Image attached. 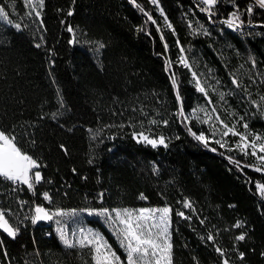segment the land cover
Returning a JSON list of instances; mask_svg holds the SVG:
<instances>
[{"label":"trees","instance_id":"16d2710c","mask_svg":"<svg viewBox=\"0 0 264 264\" xmlns=\"http://www.w3.org/2000/svg\"><path fill=\"white\" fill-rule=\"evenodd\" d=\"M234 2L244 13L254 0ZM136 3L140 8L131 0H45L37 18L27 15L24 0H0L12 22L21 24L17 30L0 22V129L15 134L22 150L46 165L39 170L54 194L52 208L168 206L173 264H264V195L256 187L264 174L213 142L198 111L235 124L237 132L264 137V9L242 15L244 26L237 31L222 23L234 10L233 0L217 4L211 20L200 0ZM83 44L105 45L99 64ZM181 55L191 69L177 62ZM193 71L207 96L197 90ZM172 73L184 115L194 114L197 121L176 115ZM189 128L208 137V145ZM140 131L164 136L167 147L139 144L133 133ZM3 192L2 206L16 225V198ZM87 215L79 224L110 238ZM41 231L27 228L14 240L0 231V264H94L88 248L67 249L60 238L47 239ZM210 234L214 240L207 239ZM241 234L245 240L238 241Z\"/></svg>","mask_w":264,"mask_h":264},{"label":"snow or ice","instance_id":"6c2138e0","mask_svg":"<svg viewBox=\"0 0 264 264\" xmlns=\"http://www.w3.org/2000/svg\"><path fill=\"white\" fill-rule=\"evenodd\" d=\"M131 2L136 5L137 8H140V5L136 3V0H131ZM153 4L158 6L159 0H151ZM223 0H200V4L203 5L201 10L205 12L209 20L215 15L216 5L222 3ZM234 10L230 13L229 18L222 21L226 24L228 28L233 30H240L244 26V20L241 19V16L244 14H251L254 11L255 7L264 9V0H254L252 5H249L244 13L240 11L239 5H235ZM26 7H30L33 11L27 13L29 17L35 16L37 18L41 17V10L44 7L45 0H24ZM39 9V10H38ZM163 15V9H159ZM141 11L143 9L141 8ZM71 11L68 12V15H72ZM148 20L153 24H156V21L152 18L151 15L145 13ZM165 25L168 28H171L172 25L167 20V16L164 17ZM0 20L8 24H12V21L9 19L8 12L5 11L4 7H0ZM42 24V19L40 20ZM248 23H251L249 21ZM191 27V24L189 25ZM14 27L17 30L21 29V24L16 23ZM203 26H201L202 28ZM143 30V29H141ZM159 30V29H158ZM68 32L72 33L73 29L69 27ZM174 31V30H173ZM194 33L198 31L197 29L193 30ZM205 35L209 33L205 30ZM161 39L163 36L161 35ZM73 43L75 40L72 41ZM165 48L167 44L165 43ZM36 47H40L39 44ZM105 47L104 44H99L98 49ZM181 53L184 52V48H180ZM179 64L183 65L185 68L191 69V65L188 63L187 58L184 55H181L177 61ZM255 62L253 61V64ZM166 66L168 69L172 67V61L167 60ZM192 76L195 78V83L197 90L207 96L206 88L201 84L199 78L197 77L196 72H192ZM171 83L176 89V100L179 104L178 111L176 115L184 117V120H188V117L184 115L183 102L179 92V86L175 73H172ZM233 83L237 87H240V83L237 80H233ZM223 93H221V99H223ZM261 100L264 101V97H261ZM209 104L211 100L209 99ZM200 112H204L207 117L202 122L207 123L212 120V115L208 114L206 109H198ZM215 108H212V112L215 113ZM198 118V117H197ZM219 120L220 124L223 126V131L221 132L222 136H227L231 133L233 136H238L240 142L236 145L244 155L251 154L256 157L261 165H264V155H257V152L264 153V137L260 135H253L252 133H241L235 130V124L229 127L223 120H220L219 116L215 117ZM242 119V118H241ZM163 124L167 125L168 121H161ZM151 124H156L157 121L152 119L149 121ZM123 127V125L121 126ZM244 129H248L247 123L242 125ZM214 133L215 134V126ZM191 135L198 141H201L206 146L209 143L208 137H206L202 132L197 135L195 132L191 131V128L188 129ZM252 135V140L249 141L248 136ZM134 138L138 142L147 143L153 147L158 145H163L167 147L166 139L164 136H158L157 138H150L149 135H146L143 131L134 132ZM261 141L260 143H257ZM220 147L225 145L221 143L220 140L215 141ZM61 148L67 152V149L61 145ZM249 149L251 150L249 152ZM215 151V149H212ZM91 162V161H89ZM234 163L239 164V162L233 161ZM41 167H46L42 165L37 158H34L32 155L28 154L22 147L18 144L17 136L13 133L8 132L7 130L0 129V179L9 181L12 184L26 185L27 189L31 190L35 195V186L44 179L41 171ZM75 171V170H73ZM255 171L261 172L264 171V167H256ZM258 190L262 195H264V183H258L256 185ZM43 199L51 202V196L48 192L42 193ZM103 194L101 193V197ZM140 199H147L143 194L140 195ZM27 203L26 201L21 202L23 205ZM185 208H192L190 201L184 202ZM34 212V215L30 217H25L29 219L34 225L38 221H53L57 224H62L64 217H74L78 215L76 210L64 211L62 209H56L51 211L43 207L42 205H35L34 209H31ZM89 215H99L106 219V221L111 225L114 234L116 235L120 247L124 249L126 253V259H122L120 255L112 248V246L107 242L105 237L97 232H92L91 230H85L83 228L76 229L72 231L71 234L67 231L66 227H59L57 229L59 233V238L62 241L63 245L69 249L71 248H88L90 250V255L94 264H173V244L171 238V213L172 209L168 206L162 208H153V207H141L138 209L132 208H116L109 210L108 208L96 209H85ZM10 209L0 208V230H3L9 237L15 239L20 231V225L12 224L9 222L10 219ZM176 215L184 218L190 219V217L185 216L183 211L177 210ZM60 218V219H58ZM204 223L203 220L200 221ZM22 223V222H21ZM242 225L237 223L235 227L239 228ZM208 240H214V237L210 234L207 237ZM238 241L245 240V235L241 234L236 237ZM2 241H0V246H2ZM220 255L224 256V251L220 248L216 249ZM6 255V253H5ZM264 255V253H262ZM244 253H240V258L243 259ZM198 264V262H197ZM223 264H229L227 259L223 260Z\"/></svg>","mask_w":264,"mask_h":264},{"label":"built area","instance_id":"2783aa9c","mask_svg":"<svg viewBox=\"0 0 264 264\" xmlns=\"http://www.w3.org/2000/svg\"><path fill=\"white\" fill-rule=\"evenodd\" d=\"M45 188H46L45 187V181L43 179L41 181V183H39L35 186V195H34L31 190L27 189L26 185L15 184V186H8L7 181L0 179V208H4L2 206L4 201H2L1 198L5 197L6 195L3 191L8 190L7 194L14 195V197L16 198V202L18 204V208L21 211L20 216L15 219L16 223L18 225H20V231L16 237L21 236L22 233H24V231L27 228H30L31 231L35 230V224L33 225L29 219H25V217H30V216L34 215V212L31 209H34L35 205H42L43 207H45L46 209L51 210V211H55L56 209H62L64 211L76 210L77 213L87 212L84 210L73 209V208H67V209L66 208H52V206L55 205L54 194H52L51 191H48ZM43 192L49 193V195L52 198L51 202L43 199V196H42ZM23 201H26L27 203H24L22 205L21 202H23ZM98 203L101 204V199L98 200ZM96 210H99V209H96ZM11 216H12V212L10 213V217ZM9 222H10V219H9ZM37 223H45V230L41 231V232H42V236H44L47 239H50L52 236H59L57 229L59 227H62V226L66 227L69 234H71L72 231H74L76 229L83 228V227H79V226H83V225H79L78 217L75 219V216L74 217H65L63 219L62 224H57L55 222V220L48 221V222L38 221ZM77 225H79V226H77ZM76 227H78V228H76ZM32 235H33V232H32ZM77 248H79V247H77ZM77 248H71V249H77ZM67 249H69V248H67Z\"/></svg>","mask_w":264,"mask_h":264},{"label":"rangeland","instance_id":"374dc122","mask_svg":"<svg viewBox=\"0 0 264 264\" xmlns=\"http://www.w3.org/2000/svg\"><path fill=\"white\" fill-rule=\"evenodd\" d=\"M146 1L147 3H152L151 0H144ZM153 4V3H152ZM156 5V4H154ZM28 9L30 11H33V9H31L30 7H28ZM39 10V9H38ZM10 19V18H9ZM11 20V19H10ZM12 21V20H11ZM0 22L4 23V24H7L11 27H14L15 23L12 22V24H8L6 22H4L3 20H0ZM15 28V27H14ZM77 43V41H75ZM82 47H84L91 55L92 57L94 58L95 62L97 64H99L100 62V57H101V48L97 51L98 49V44H83ZM208 114L212 115V120H210L209 122L205 123L208 127H209V133L213 136V142H215L216 140H220L221 143H223L225 146L223 147V149L225 150H228V151H236L239 155H243L245 158H247L248 160L251 161L252 163V168L255 170L256 167H264V165H261V162L254 156H252L251 154L249 155H244L243 152L240 151V149H238L236 147V145L240 142V138L238 136H233L231 133H229L227 136H222L221 135V132L224 130L223 129V126L220 124L219 120H217L211 112L207 111ZM196 115L194 114H190L188 117V121L190 120H196L197 119L195 118ZM197 117V116H196ZM207 117L205 116V113L202 112V120H205ZM213 126H215V134L214 133V128ZM255 135V134H253ZM231 137H235L236 139L234 140H231L229 138ZM248 139L249 141L252 140V135H249L248 136ZM135 140L137 141V139L135 138ZM138 142V141H137ZM261 141H258L257 143H260ZM139 144H143V145H149L147 143H143V142H138ZM216 143V142H215ZM217 144V143H216ZM219 147L220 145L217 144ZM151 146V145H149ZM160 146H163V145H158L157 147H160ZM153 147V146H152ZM157 147H154V148H157ZM222 148V147H221ZM251 150L249 149V152ZM257 155H264V153H259L257 152ZM260 173H263L264 174V171H261ZM85 214H88V212H85V213H78V215L75 216V219L78 217V222H80L81 218H82V215H85ZM90 217V219H98L102 226L106 229V231L110 234V238L108 236H106L105 234L103 233H100L99 230L95 229V228H91V227H88V226H79V227H83L85 230H91L92 232H97V233H100L101 235H103L105 237V239L107 240V242L112 246V248L117 252L118 255H120L122 257V259H126V253L124 251L123 248L120 247V244L118 242V239L116 237V235L114 234L113 230H112V227L111 225L106 221V219L102 216H99V215H87ZM65 218V217H64ZM62 218V220L64 219ZM60 219V218H58ZM40 224H45V223H40ZM64 227V226H63ZM78 228V227H76ZM59 238V237H58ZM62 242V241H61Z\"/></svg>","mask_w":264,"mask_h":264},{"label":"bare ground","instance_id":"6f19581e","mask_svg":"<svg viewBox=\"0 0 264 264\" xmlns=\"http://www.w3.org/2000/svg\"><path fill=\"white\" fill-rule=\"evenodd\" d=\"M7 185L8 186H15L14 184H12L11 182L7 181ZM36 228H41L42 230L44 229L45 230V224H40V223H36L35 224V229ZM34 232V231H33ZM59 237V236H57Z\"/></svg>","mask_w":264,"mask_h":264},{"label":"water","instance_id":"95a60500","mask_svg":"<svg viewBox=\"0 0 264 264\" xmlns=\"http://www.w3.org/2000/svg\"><path fill=\"white\" fill-rule=\"evenodd\" d=\"M40 222H48V221H40ZM3 235H5L7 238L14 240L13 238L9 237L6 233L3 232V230H0Z\"/></svg>","mask_w":264,"mask_h":264}]
</instances>
